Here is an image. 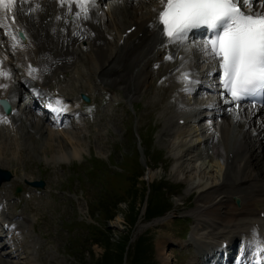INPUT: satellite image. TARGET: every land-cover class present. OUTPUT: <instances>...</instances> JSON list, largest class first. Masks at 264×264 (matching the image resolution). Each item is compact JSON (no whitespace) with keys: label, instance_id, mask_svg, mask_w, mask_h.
Returning a JSON list of instances; mask_svg holds the SVG:
<instances>
[{"label":"rangeland","instance_id":"obj_1","mask_svg":"<svg viewBox=\"0 0 264 264\" xmlns=\"http://www.w3.org/2000/svg\"><path fill=\"white\" fill-rule=\"evenodd\" d=\"M143 3L140 10H143L141 8ZM115 4V1H106L100 6L109 20V24L104 26V30L120 42L124 31L121 20L123 18L129 20L130 13L126 10V5L119 10ZM138 5L135 6L138 7ZM117 13L120 15L116 17V25L113 20ZM119 18L120 20H118ZM28 37L30 40V36ZM190 38L194 42H198L192 36ZM113 43L105 45L108 47V53L115 50L116 46ZM7 44L8 42L6 43L4 38H0V45H2L0 53L4 57V63L12 62L21 65L13 54V49ZM88 44V42L82 41L81 45H77L78 54L73 62L67 69L58 70L59 73H63L64 84L59 83L54 74L51 75L53 80L50 84L54 90H58L62 94L71 90V86L66 82L71 79L74 81L76 98L73 100L75 101H66L68 108L76 115L68 117L71 127L65 129L67 127L61 125L54 127L47 125L46 128L53 133V137H49V143L45 137H42L37 144V152L33 151L35 154L31 156L32 160L38 164L49 165L52 164L51 161L54 157H56L55 160H60L69 153L72 156L75 155L72 151L78 150L77 159L73 160L74 166L71 164V170L64 172L60 166H57L53 175L47 176V178L37 177V180L43 179L46 182L45 188H38L40 193L37 194L47 200L45 204L41 202L40 205L55 203L50 197V193L52 190L55 193L60 192L59 201L62 203V207L58 212L53 213L55 225L52 224L54 228L50 230L52 233L54 231L56 239H60V241L56 243V239H47L49 244L55 243L48 245V249L46 245L39 247L33 244V247L38 248V255H40L38 259L42 262L36 260L35 252L28 256V253L20 245L1 246L0 261L1 256L8 254V250L16 249L17 254L13 255L10 260L14 263L18 262V264H159L160 261V264H170L165 260H170L171 264H177V261L185 264L190 260L195 263L193 258L203 255L204 252V250L195 248L197 245L204 246L220 242L224 234L232 235L228 228L223 232L224 228L219 227V220L210 216H200L195 212L200 194V188H196V186L199 183L211 182L210 171L214 174V178L221 182L223 174L232 165L225 163L226 157H208L206 153L195 164V161L190 160L189 148L176 150L175 145L171 147L172 140L170 141V139H172L173 131L188 129V120H186L188 115L184 113V116L187 115L184 117L182 113H176L178 119L185 120V124L182 126L180 123H175L176 115L173 118L170 116L172 118L170 120L171 111L168 112V115L164 113V104L160 107L162 101L159 102V107L158 104L156 107L154 106L156 103H153L152 93L150 97L141 94L129 99L123 92V85L112 90L104 88L99 82V76L94 72L100 70L99 67L108 54L106 52V55H99L94 52L95 50H91ZM192 55L199 57L202 53L194 51ZM190 66H194L196 73L198 72L199 65L191 63ZM88 68H91L90 71ZM18 78L19 76L15 75L13 80ZM101 80L103 81L102 77ZM142 82L144 83V81L141 80V86ZM12 83L14 84L13 81ZM197 90L198 87H194V91ZM22 91L25 90L21 89ZM153 91L155 94L156 88ZM80 92L88 94L92 99L91 103H95L91 104L92 106L89 105L92 108L91 111L84 110L79 103ZM104 94L109 95V101L97 105V100H101ZM21 96H26V94ZM118 102H121L120 106H116ZM147 104L150 106L149 114H147ZM89 113L96 116L93 120L95 124L93 130L85 122ZM78 114L83 115L84 119L82 117L79 120ZM114 117H119L120 121ZM126 119L128 120L124 122ZM220 120L221 117L209 122L213 131L216 128L213 124L217 126L221 122ZM230 123V132L228 139L224 142L225 145L234 138L231 135L235 132L236 126H234V122L230 121ZM258 128L259 125L253 126L251 135H254ZM260 130H263V126ZM220 133L223 135L222 131ZM44 135L47 136L48 132ZM263 135L264 131H262ZM57 136L62 139H55ZM177 138L178 136L174 140ZM178 139L189 140L190 137H179ZM256 139L259 138L256 137ZM44 140L47 142L43 143ZM0 143V147L2 146L5 152L8 150L7 156L22 159L17 152L5 144L6 140ZM221 143L223 144V139ZM202 144L198 145L196 149H199ZM39 145L41 149H39ZM206 148L211 149V145ZM28 149L33 150V146ZM23 151L26 149L23 148ZM65 151L70 152L63 154ZM199 151L197 150L194 154L198 155ZM174 153L175 155L180 154L181 159L171 161V155ZM250 154H247L246 157ZM263 154L261 148H258L254 160L252 159V166L246 168H244L245 158L239 159L237 168L240 172L237 177L242 179L244 171L249 173L255 171V174L262 178L264 176ZM34 156L40 161H36ZM2 164H5V168L15 174L16 185L9 189L8 193L17 202L18 198L24 196L25 185H29L26 183V179L29 180L34 174L25 170L21 160L17 166H14L4 163V160L0 158V166ZM178 166L180 173L175 174V169ZM16 169H18V173ZM151 172L154 173L153 178H150V174H148ZM34 173L35 175L40 174L37 168ZM49 180H52L50 183H55L56 188L60 189L50 188ZM64 184H68L69 188H64ZM17 186L22 188L20 193L15 191ZM190 187H194L193 190ZM44 192L47 195H44ZM234 204V202L230 204L233 211L239 208ZM44 210L47 214H51L50 210ZM34 218V214L29 220L20 216L18 221L20 224L24 223L28 226L29 231L27 232L37 242L45 243V240L32 230ZM47 222L49 221L47 220ZM22 235L21 231L18 238ZM15 238L14 234L0 237L2 240H14ZM245 238L240 237L239 240ZM188 248H193L194 254L186 252L185 250ZM46 249L47 251H45ZM29 251L32 252L33 249ZM43 251H45L44 254ZM2 262L0 264H3ZM7 264L9 263L7 262Z\"/></svg>","mask_w":264,"mask_h":264},{"label":"bare ground","instance_id":"obj_2","mask_svg":"<svg viewBox=\"0 0 264 264\" xmlns=\"http://www.w3.org/2000/svg\"><path fill=\"white\" fill-rule=\"evenodd\" d=\"M118 2L117 8L119 10L126 5V10L130 13L129 20L121 18V25L124 29L121 42H118L116 38L103 30V26L108 24V19H106L105 12L102 13V8L98 5L99 0H94V3L90 2L83 6L78 0H16L10 9L0 7V20H2L0 21V37H6L11 41V46H14L16 42L13 37V31L29 30L33 35V40H30L27 45H16L15 54L21 59V63L27 71L25 76H22L16 82V87L9 96H7L8 93L5 87L11 82L15 66L11 65L3 69L0 67V98H9L14 101L21 88H27L28 91L34 94L33 103H38V100L43 98L44 102L42 104L44 108L49 104H55L54 102L60 96H63L65 99L75 98L76 89L73 79L66 82L67 85L71 86V90L65 95H60L57 91L44 90L42 85L50 84V77L47 75L48 71H53L59 83L64 84L65 79L62 78L57 69H67L69 67L73 59L72 55H74V51H70L71 45L77 42V40H90V44L92 43L91 48L95 50V53L104 55L107 52L108 54H105L106 59L100 65V70L94 72V74L99 76V82L102 86L112 90L117 89L119 85H123V92L127 98L131 99L141 94L150 97L152 93L153 103H156L154 106L156 107L158 104L159 107V102L162 101L160 107L164 104V113L166 115L169 114V111L173 113V115L172 113L169 114V117L173 118L177 112L182 113L183 116L184 113L188 115V118H186L188 120V129L173 131L174 133L170 141L172 140L171 147L175 145L176 150L189 148L190 152L188 154L191 155L190 160L192 162L195 161V164L202 158L204 153L212 157L223 155L218 149L220 145H225L224 142L228 139L230 132V121L234 122L236 128L235 132L231 135V137H234L233 142L227 143L225 145L226 150L224 149L226 162L232 165V167H229L223 174L221 182L217 181L214 178V174L210 171L211 182L199 183L196 186V188H200V194L195 212L200 216H210L215 220H219V227L224 228L223 232H225L226 228L229 231L231 230V232L235 231L233 230L234 228L248 229L252 224H255L254 226L257 230H261L264 228V217H262V214H264V176L262 178L259 177L255 174V171H251L250 173L244 171V178L240 179L237 177L240 172L237 168V163L239 159L245 158L244 168L252 166V159L254 160L257 149L261 148V152H264V135L262 136V131H264V109L248 107L244 104L236 109L232 104L227 103H222L220 108H206L204 100L200 103L201 105L196 101L194 102V99L201 98L202 94L195 95L193 98V92L190 91V88L202 84L200 80L204 77V70L191 76L190 79H186V76L191 75L192 71H194V68L189 66L192 62H195L199 66H203L206 62L205 57L207 55L200 48L202 43L198 45L189 39L183 43H171L167 37L161 34L163 26L157 24V12L154 11L161 8L160 0H120ZM142 3L143 7L141 8L143 10H140L139 8ZM135 5H138V7ZM85 10H87V18H85ZM120 13L122 14V11ZM118 15L120 14L117 13L114 18L116 25L117 21L115 22V20H117L116 17ZM9 16H15L16 21L4 22ZM71 16H73V19L69 20L68 17ZM127 29H131L130 33L126 31ZM111 42H114L113 44L116 48L114 51L108 53V47L105 48L103 45H109ZM193 51H201L203 55L195 57L191 53ZM168 57H171V59ZM43 70L46 73H41L43 76H39V72ZM141 80L144 81V83L142 82V86ZM155 88L157 92L154 94L153 89ZM212 90L213 86H210L209 91ZM106 94L103 95L101 100H97V105L105 104L109 101V96ZM33 103L26 104L24 112L16 113L15 111L13 121L21 123L19 125V132L13 126H9V129L2 131L5 133L1 137L2 142L6 140L7 143L5 144L20 155L27 170L33 171L35 167H39L45 173L53 174L50 167L38 164L31 158L35 154L33 151L37 152V144L42 137H45L48 141L49 137H53V133L46 129L44 116L33 114L32 117H28L30 111H27V109L31 107L32 110H35ZM148 104L147 114L150 113V106ZM120 105L121 102L116 104V106ZM192 110L200 114V117H195V113H191ZM207 111H213L212 115L207 116L209 114ZM63 113L68 114L70 112L68 109H65ZM187 115L184 117H187ZM95 117L90 116L87 119V124L91 130L95 126L93 123ZM171 117L170 120L172 119ZM177 117L176 115L175 123H180L183 126L185 120H180ZM219 117H221L219 124L220 132L222 131L223 135L211 132L210 136L206 138L204 134L208 129H204L201 124ZM114 118L120 121L119 117ZM127 120H124V122ZM256 125H259V128L254 135H251V129ZM261 126H263V130H260ZM46 132H48L47 136L44 135ZM177 136L178 138L190 137V139L179 140L177 138L174 140ZM256 137L259 139H256ZM222 139L223 144L221 143ZM201 143H203L201 147L196 149ZM207 145H211V149H206ZM31 146H33V150L28 149ZM23 148L26 151H23ZM39 149H41L40 145ZM170 150L173 151L171 148ZM197 150H200L198 153L199 157L197 154H194ZM249 153L251 154L246 157ZM174 155L175 153L171 155V161L180 160L182 157L180 154ZM64 156L63 159L55 160V163H59L62 160L64 163L68 162L72 157L70 153ZM60 164L62 165L63 163ZM175 171V174L180 173V167L178 166ZM148 174H150V178L154 177V173ZM32 179H35V177ZM13 183L14 180L3 184L0 188V205L3 201L8 204V201L11 200L7 196L6 191ZM50 186L56 188L55 183H50ZM193 188L190 187L191 190ZM30 190L32 189L26 188V191ZM33 190V192H38L36 189ZM51 197L54 198L55 203H47L43 206L40 203L44 202L45 204L47 201L41 196L30 192L26 196L27 203L25 207L22 204L25 199H21L20 202L11 203L13 205L10 207L11 212L5 211L3 214L7 218L4 221H8L7 225L10 226L15 224V219L20 216V213L26 215L27 218H29L30 213H33L36 216L33 222V231L42 238L48 240L52 238L54 240L56 238L55 233L54 231L53 233L50 231L54 228L52 224L55 225L53 213L61 209L62 203L59 201L60 194L51 195ZM37 200L39 201L37 202ZM233 202L235 203L234 205L239 207L235 211L230 208V204ZM44 209L50 210L51 214H47ZM20 228L24 229V226H20ZM28 238L29 236L25 237V240L23 239L21 243L22 248L25 250L29 246ZM224 241H227V238ZM230 241L227 244L229 245V249L232 248L234 239L230 238ZM262 241H264V238H262ZM220 245L210 243L207 248H203L204 246L199 244L197 248L200 250L206 249L204 255L209 258L208 261H213L216 258H220L223 253L221 251L222 248L219 247ZM212 248L214 249L213 252H209ZM191 253L193 254L192 250ZM217 260L219 261V259ZM0 262L3 264H7V262L9 264H18L12 262L7 256L1 258ZM165 262L171 264L170 260H165ZM177 264H184V262L177 261ZM219 264H221L220 261Z\"/></svg>","mask_w":264,"mask_h":264},{"label":"snow or ice","instance_id":"obj_3","mask_svg":"<svg viewBox=\"0 0 264 264\" xmlns=\"http://www.w3.org/2000/svg\"><path fill=\"white\" fill-rule=\"evenodd\" d=\"M15 2L0 0V7L10 9ZM78 2L83 6L94 0ZM160 4L154 10L157 24L169 42H185L193 29L209 33L200 48L219 67L220 83L231 97L225 103L264 94V0H160Z\"/></svg>","mask_w":264,"mask_h":264}]
</instances>
